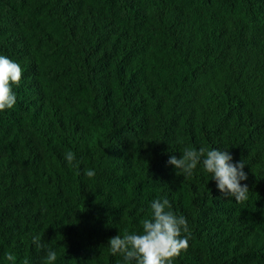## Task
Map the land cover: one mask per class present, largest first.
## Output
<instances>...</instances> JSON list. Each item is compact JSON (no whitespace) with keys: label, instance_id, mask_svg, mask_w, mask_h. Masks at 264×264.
Masks as SVG:
<instances>
[{"label":"trees","instance_id":"1","mask_svg":"<svg viewBox=\"0 0 264 264\" xmlns=\"http://www.w3.org/2000/svg\"><path fill=\"white\" fill-rule=\"evenodd\" d=\"M0 55L22 68L0 111V264H125L108 241L156 199L188 221L172 264H264V0H0ZM201 147L245 163L247 201L167 163Z\"/></svg>","mask_w":264,"mask_h":264},{"label":"clouds","instance_id":"2","mask_svg":"<svg viewBox=\"0 0 264 264\" xmlns=\"http://www.w3.org/2000/svg\"><path fill=\"white\" fill-rule=\"evenodd\" d=\"M22 77L21 66L0 55V111L11 109L16 104V96L12 91V85H19ZM64 159L68 164H74L75 154L71 151L65 154ZM232 157L227 150L205 149L199 150L186 148L177 159L170 156L167 161L176 170V175L182 173L190 177L198 164L202 163L203 170L210 174L215 181L217 189L225 197H234L236 203H243L248 199L249 189L247 185H241L240 181L246 180L247 176L242 170L245 166L243 161L231 163ZM88 178L95 176L94 170H87ZM171 205L167 199H156L151 203L152 215L142 223V232L139 234L117 235L108 241L109 252L112 255H121L125 264H172L182 250L188 248V221L170 210ZM32 243L37 249H41V237H32ZM8 261H14L15 257L6 254ZM57 253L48 250L46 260L48 264H54Z\"/></svg>","mask_w":264,"mask_h":264}]
</instances>
